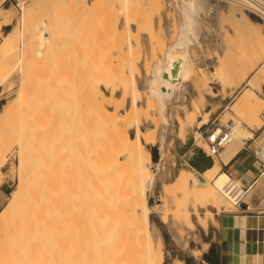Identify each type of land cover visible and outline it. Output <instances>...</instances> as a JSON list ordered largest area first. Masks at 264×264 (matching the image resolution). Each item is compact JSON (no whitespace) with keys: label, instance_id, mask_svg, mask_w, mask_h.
<instances>
[{"label":"rangeland","instance_id":"1","mask_svg":"<svg viewBox=\"0 0 264 264\" xmlns=\"http://www.w3.org/2000/svg\"><path fill=\"white\" fill-rule=\"evenodd\" d=\"M22 1L29 9L34 7L25 19H21L23 12L19 4ZM147 1H4L1 8L6 11H0V47L5 43L4 36L9 34L14 39L17 54L8 63H0V89L3 86L0 97H4L0 101V160L5 159L0 175V213L19 182L18 137L21 134L73 133L74 120L82 115L88 91L96 96L95 105L101 109L110 103L109 114L118 120L121 116L120 120L124 119L137 99L143 109L140 114L136 112L131 136H135V126L140 125L147 135L156 133V142L161 143L162 148V159L156 163L151 160L149 165L155 177L148 191V201L156 207H151L149 220L154 240L160 238L163 243V264H175L178 260L183 264H206L211 245L218 241L217 222L210 223L207 231L199 226L195 230L185 228L184 235L178 236L171 213L168 214L169 222L161 220L162 204L166 199L163 190L181 169L192 170L194 175L206 178L224 172L219 169L217 158L215 162L212 160L213 167L203 172L188 160L187 150L192 147L199 156L204 155L203 150L207 151L195 137L198 127L209 119L220 116L223 121H229L233 118L245 131L250 129L249 126L264 123V86L260 92L254 90L255 96L248 110L241 105L237 108L241 95L250 87L246 81L250 77L247 63L250 57L247 41L242 35L235 34L232 24L247 15L264 28V17L243 6L244 0H207L209 10L198 13V36L190 33L193 77L166 101V121L163 122L160 105L155 98L151 101L148 83L155 62L160 59L166 62V52L178 44L188 22L186 12L190 11L192 0H153L155 6H149ZM7 16L6 23L1 21ZM44 23L51 41L38 55L42 42L39 31ZM156 39L160 40V45ZM135 80L142 92L136 95L133 92ZM206 112H210L207 117ZM182 135H185V141ZM143 143L154 156V145ZM212 188L224 203L229 201L214 181ZM170 199L169 205L173 204ZM241 199L240 205L232 206L230 211L241 209L245 203L254 211H264V175ZM192 205L189 209L193 217L196 210L201 215L212 211L215 219L222 212L210 207L195 210ZM204 244H208L207 249ZM20 249L9 247L5 235L1 234L0 264H30L27 255L22 253L24 249L19 254ZM195 249L202 250V254L194 256L192 250Z\"/></svg>","mask_w":264,"mask_h":264},{"label":"bare ground","instance_id":"2","mask_svg":"<svg viewBox=\"0 0 264 264\" xmlns=\"http://www.w3.org/2000/svg\"><path fill=\"white\" fill-rule=\"evenodd\" d=\"M4 1L0 0L1 12L6 11L1 8ZM129 1L125 0L126 3ZM244 1L264 15L261 0ZM146 3L155 6L153 0ZM19 6L23 12L21 19L34 10L23 1ZM189 6L190 11L186 12L188 22L177 46L166 52V62L162 59L155 62L148 83L151 101L155 98L160 105L163 122L166 121V101L193 77L195 68L193 58H190V33L198 36V13L209 10L207 0H192ZM1 21L6 23L8 16ZM232 24L235 34L242 35L248 43L250 77L246 81L250 87L241 95L237 107L241 105L248 110L255 96L254 90L260 92L264 86V28L263 24L252 21L247 15ZM153 26L152 23V30ZM4 38L5 43L0 47L2 64L13 60L17 54L12 36L7 34ZM39 38L42 42L38 55H41L42 48L51 41L46 23L39 31ZM88 92L82 115L74 120L73 133L34 132L18 137L19 182L0 213L3 225L0 235H5L9 247L21 248L19 254L24 249L22 253L27 255L30 264H163V243L160 238L154 240L149 220L151 207H156L148 201V191L155 177L149 165L151 160L156 163L162 159L161 143L156 142V133L152 131L147 135L148 132H144L140 125L135 126V136H131L136 112L140 114L143 109L140 101L135 99L123 121L120 120L122 116L119 120L110 116V103L101 109L95 105L96 96L92 91ZM133 92L135 95L142 93L136 80ZM196 110L200 112L198 106ZM208 114L206 112L205 117ZM229 120L235 123V119ZM244 129L240 122H236L233 142L225 148L228 154L236 152L235 144L252 136ZM195 139L207 149L200 131ZM143 141L154 145V156L147 151ZM195 146L199 147L198 144ZM221 155L224 160L229 159L225 152ZM4 160H0V175ZM191 171L181 169L163 190L166 199L162 204L161 220L169 222L168 214L171 213L172 225L181 237L185 228L195 230L199 226L207 231L210 223L217 222L212 211L201 215L196 209L210 207L216 212L230 211L246 193L241 180H235L225 172L206 178ZM213 181L229 199L228 202L224 203L213 190ZM191 204L196 210L195 217L189 209ZM207 247L208 244H204V249ZM192 253L200 256L202 250L195 249ZM175 264L183 263L178 260Z\"/></svg>","mask_w":264,"mask_h":264},{"label":"crops","instance_id":"3","mask_svg":"<svg viewBox=\"0 0 264 264\" xmlns=\"http://www.w3.org/2000/svg\"><path fill=\"white\" fill-rule=\"evenodd\" d=\"M2 91L3 86L0 94ZM3 98L0 97V101ZM249 127L248 132L252 136L235 144L236 152L230 155L226 149L222 151L229 155L228 160H224L222 152L221 156L216 157L219 169L241 180L246 190L252 189L264 175V167L258 160L260 150L264 149V123ZM184 136L182 135L185 141ZM187 152L188 160L197 170L203 172L213 167L212 159L204 152L203 156H199L193 147ZM216 220L218 241L216 245H211V255L206 264H264V211H254L245 203L241 209L222 211L217 214Z\"/></svg>","mask_w":264,"mask_h":264},{"label":"built area","instance_id":"4","mask_svg":"<svg viewBox=\"0 0 264 264\" xmlns=\"http://www.w3.org/2000/svg\"><path fill=\"white\" fill-rule=\"evenodd\" d=\"M243 6L252 10L253 13L264 17L262 11L254 9L247 2H245ZM198 131H200L202 138H204L207 144V151L203 150V152L208 158L214 161V159L220 155L221 151L233 142L235 123L232 120L223 121L220 116H217L213 120H209L208 123L198 127ZM263 152L264 149H261L260 155L258 156V160L262 167H264V159L262 158ZM242 189L246 192L245 187H242ZM240 202L241 201H238L235 205L239 206Z\"/></svg>","mask_w":264,"mask_h":264}]
</instances>
